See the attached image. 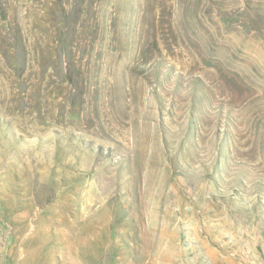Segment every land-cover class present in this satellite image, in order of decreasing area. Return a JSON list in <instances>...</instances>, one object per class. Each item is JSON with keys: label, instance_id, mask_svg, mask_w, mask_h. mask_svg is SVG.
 I'll list each match as a JSON object with an SVG mask.
<instances>
[{"label": "rangeland", "instance_id": "374dc122", "mask_svg": "<svg viewBox=\"0 0 264 264\" xmlns=\"http://www.w3.org/2000/svg\"><path fill=\"white\" fill-rule=\"evenodd\" d=\"M0 264H264V0H0Z\"/></svg>", "mask_w": 264, "mask_h": 264}]
</instances>
